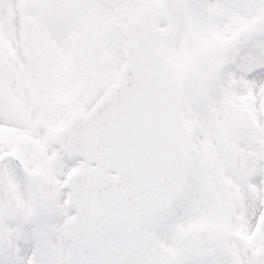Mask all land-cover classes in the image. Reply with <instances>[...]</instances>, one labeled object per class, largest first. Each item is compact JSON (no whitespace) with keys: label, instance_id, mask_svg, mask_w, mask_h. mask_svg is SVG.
I'll list each match as a JSON object with an SVG mask.
<instances>
[{"label":"snow or ice","instance_id":"6c2138e0","mask_svg":"<svg viewBox=\"0 0 264 264\" xmlns=\"http://www.w3.org/2000/svg\"><path fill=\"white\" fill-rule=\"evenodd\" d=\"M0 264H264V0H0Z\"/></svg>","mask_w":264,"mask_h":264}]
</instances>
